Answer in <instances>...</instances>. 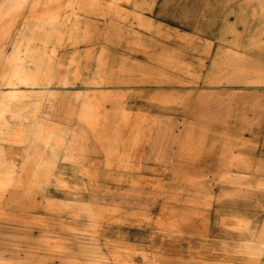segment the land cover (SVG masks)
I'll list each match as a JSON object with an SVG mask.
<instances>
[{
	"label": "rangeland",
	"instance_id": "obj_1",
	"mask_svg": "<svg viewBox=\"0 0 264 264\" xmlns=\"http://www.w3.org/2000/svg\"><path fill=\"white\" fill-rule=\"evenodd\" d=\"M16 1L0 0V264H264V0ZM43 13L79 40L47 46L43 84L5 86Z\"/></svg>",
	"mask_w": 264,
	"mask_h": 264
},
{
	"label": "bare ground",
	"instance_id": "obj_2",
	"mask_svg": "<svg viewBox=\"0 0 264 264\" xmlns=\"http://www.w3.org/2000/svg\"><path fill=\"white\" fill-rule=\"evenodd\" d=\"M25 1L26 0H17L16 3L18 5H20V4L24 3ZM128 1H130V0H128ZM75 4H76V2H75ZM112 4H114V2H112ZM43 15H44V18H42V19H37L36 16H38V15H33V24L30 23L31 26H26L24 24L25 27L23 25L24 28H22V31H19V33L16 35V37L12 41L11 45H12L13 53L15 55V59L10 64L9 71H8L9 81L6 82L5 86H12V87L16 86V87H18V85H23L25 83V81L23 80L24 79L23 75H26V77H27L28 73H33L34 75H37L36 80H34L35 79L34 78L32 81V82H34L33 83L34 85L37 86L38 84L39 85L43 84L44 82L40 81L42 79H40L39 74L45 73V72H46V74H48L54 68L53 64H52L53 62L50 61V59L44 60L45 57L42 58L44 56V54L48 53V50L51 49L50 47H49L50 49H47V46L51 45L52 49L49 51L50 54L49 55L47 54L46 57L51 56V58H53L54 54H57L59 52V50H61L64 43L76 44V42L79 40V39L77 40L74 37H71L70 26L72 25L71 24L72 20L70 22V18L67 17L66 14L60 16L59 18H57V16L53 18V16L49 15L48 13H43ZM60 19L63 20V22L59 21ZM76 36H77V34H76ZM77 37H79V36H77ZM10 53L12 54V52H10ZM77 58H78V56H77ZM61 60H63V59H61ZM54 61H55V58H54ZM28 63H31V65ZM8 65H6V66H8ZM1 78H3V77H1ZM2 83H4V81ZM30 85H32V84H30ZM7 102H9V101H7ZM2 112H4V110H3V108L0 107V114H3ZM26 145H27V143H26ZM195 220H196V218H195ZM195 224L196 223H194V225ZM192 225H193V223H192ZM238 243H239V246H241V244H243V241L241 240V238H238ZM246 249H247V247H246ZM257 251L259 253L261 251H264V244H261V247H259ZM239 258H241V257H239ZM257 263H259V262H257ZM219 264H247V263H246V261L245 262L244 261L235 262L233 260L224 259V260H221Z\"/></svg>",
	"mask_w": 264,
	"mask_h": 264
}]
</instances>
